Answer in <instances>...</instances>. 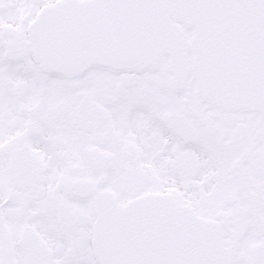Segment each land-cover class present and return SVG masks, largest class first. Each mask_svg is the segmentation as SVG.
Here are the masks:
<instances>
[{
	"label": "snow or ice",
	"instance_id": "1",
	"mask_svg": "<svg viewBox=\"0 0 264 264\" xmlns=\"http://www.w3.org/2000/svg\"><path fill=\"white\" fill-rule=\"evenodd\" d=\"M0 264H264V0H0Z\"/></svg>",
	"mask_w": 264,
	"mask_h": 264
}]
</instances>
